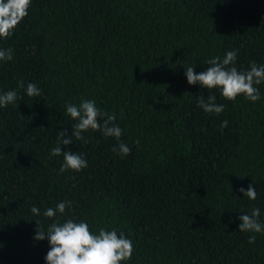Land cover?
<instances>
[{
    "label": "trees",
    "instance_id": "16d2710c",
    "mask_svg": "<svg viewBox=\"0 0 264 264\" xmlns=\"http://www.w3.org/2000/svg\"><path fill=\"white\" fill-rule=\"evenodd\" d=\"M8 48L0 94L15 89L18 99L0 107V264H46L50 245L36 231L69 218L94 234L123 232L134 251L120 264H264V231L238 227L253 208L264 225V82L259 100L229 101L185 76L233 50L238 70L264 65V0H31L0 38ZM201 95L224 111H203ZM82 100L115 115L119 140L90 129L87 143L59 145L57 133L78 122L65 102ZM121 142L129 155L113 151ZM57 146L87 167L60 172ZM249 184L255 200L239 191ZM64 200L63 215H43Z\"/></svg>",
    "mask_w": 264,
    "mask_h": 264
},
{
    "label": "clouds",
    "instance_id": "9594fccd",
    "mask_svg": "<svg viewBox=\"0 0 264 264\" xmlns=\"http://www.w3.org/2000/svg\"><path fill=\"white\" fill-rule=\"evenodd\" d=\"M31 0H0V38L12 36L15 28L28 15ZM13 50L0 49V61H11ZM237 51H228L223 58L214 56L207 61L209 67L200 73L194 72V67L185 68V76L188 84H199L206 89H219L221 95L229 101H234L237 96L243 95L250 101L260 99L259 89L256 87L264 82V65L250 63L247 70H238L235 66ZM18 88H24V81L17 82ZM29 97H39L41 89L33 83H28L25 89ZM18 99L17 91L9 90L0 94V107L13 104ZM66 103L67 113L73 120L78 121L72 126L69 136L65 131L57 133L59 145H68L75 140L87 143L83 133L88 130L101 131L105 137H114L117 140L122 136V129L115 123V115H109L96 106L94 100H82L79 107L75 104ZM197 106L206 113L220 114L224 111L225 105L217 104L214 95L197 97ZM228 121L221 123V128L227 127ZM122 156L130 154L131 149L123 142L113 148ZM63 155L64 162L59 171L65 172L69 169L80 171L87 167L86 159L77 152L63 151L60 146L51 150V156ZM249 200L257 198V191L249 184L245 190L239 189ZM71 201L64 200L58 203L55 208H48L43 215L47 218H56L57 213L63 215L66 209H70ZM34 215H40L37 207H32ZM259 208H253L250 214L239 216L238 225L241 232L260 233L264 231V225L258 220ZM47 238L50 250L44 257L46 264H120L121 261L131 259L134 251L133 242L125 237L123 232L117 234V230L111 231L100 228L98 234L89 230L86 222H77L74 219H66L62 223L55 220L48 225L46 232L36 231L35 240ZM256 236L250 235L248 242L255 243Z\"/></svg>",
    "mask_w": 264,
    "mask_h": 264
}]
</instances>
